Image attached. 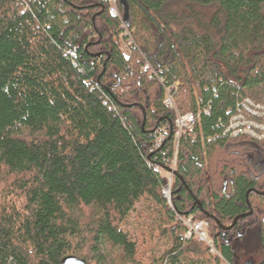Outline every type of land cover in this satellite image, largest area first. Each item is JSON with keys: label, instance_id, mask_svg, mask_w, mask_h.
<instances>
[{"label": "trees", "instance_id": "trees-1", "mask_svg": "<svg viewBox=\"0 0 264 264\" xmlns=\"http://www.w3.org/2000/svg\"><path fill=\"white\" fill-rule=\"evenodd\" d=\"M119 9L166 87L184 82L178 111L209 110L205 148L199 129L182 136L169 204L161 171L176 112L141 54H124L106 2L0 0V264H221L186 238L189 217L240 264L235 245L249 230L252 250L264 251V142L223 133L240 99L264 105V0H119ZM135 212L154 215L160 238L171 233L162 253L154 228L143 240L125 228ZM249 212L230 233L220 227Z\"/></svg>", "mask_w": 264, "mask_h": 264}, {"label": "built area", "instance_id": "built-area-1", "mask_svg": "<svg viewBox=\"0 0 264 264\" xmlns=\"http://www.w3.org/2000/svg\"><path fill=\"white\" fill-rule=\"evenodd\" d=\"M108 5L109 13L112 17L118 19L121 23V27L124 29L122 34L123 52L125 55L130 56L134 53H140L144 60L143 71L146 73L150 81L158 82L165 91V104L176 112V134L174 144V156L167 162V168L162 169L165 172L168 184L163 189V197L171 204L172 198V186L174 179L176 178L175 173L177 170V153L179 143L183 135H189L196 139L197 129L203 145L205 148V137L202 131V118L203 115L209 113L208 109H201L197 113L189 112L186 114L180 113L173 100V91H178L183 85L181 81H177L172 87H166L165 78L163 72L153 67L150 61L142 54L134 38L131 36L127 26L124 22L123 16L119 9V0H104ZM97 37V36H96ZM75 57V54H72ZM100 65V61L98 62ZM169 127H161L158 129L157 137L154 141V148H159L167 135L169 134ZM240 136H248L257 141L264 142V105L254 102L250 98L240 99L235 107L234 112L230 115L226 128L224 129L223 137L236 138ZM184 224L187 226L188 231L186 238L195 239L198 242L208 247L213 257L219 258L221 264H230L223 258L221 253L216 248L215 241L209 234V226L206 221L194 222L192 217L183 219Z\"/></svg>", "mask_w": 264, "mask_h": 264}, {"label": "rangeland", "instance_id": "rangeland-1", "mask_svg": "<svg viewBox=\"0 0 264 264\" xmlns=\"http://www.w3.org/2000/svg\"><path fill=\"white\" fill-rule=\"evenodd\" d=\"M202 16L205 17L206 20H209L210 17L213 15V13L215 12L213 9L211 8H207V9H202ZM183 85L179 88L181 90H185L186 86L184 84V82L182 81ZM161 173L165 176V172L161 171ZM4 202V201H3ZM160 223L159 221L155 220L154 215L151 214H147L144 217L141 215L140 217L137 216V212L132 214V219L131 222H127L125 225V228L129 231H133L135 237H139L140 240H143V237L145 238H149L150 237V233L151 230L154 228L155 230V235L153 237V241L155 243L157 252L162 253L165 246L166 245H170L171 244V233H168V238H163V237H159V227ZM162 228L164 226H161ZM174 226H168V230L171 229ZM158 231V234H157ZM144 233V234H143ZM156 252V253H157ZM262 258V256H256L255 259L256 260H260ZM242 262H247L250 263L252 262V264H254L255 262L251 260L250 257H244ZM214 264V263H213Z\"/></svg>", "mask_w": 264, "mask_h": 264}, {"label": "flooded vegetation", "instance_id": "flooded-vegetation-1", "mask_svg": "<svg viewBox=\"0 0 264 264\" xmlns=\"http://www.w3.org/2000/svg\"><path fill=\"white\" fill-rule=\"evenodd\" d=\"M252 192H254V191H250L249 193H252ZM249 193L247 195V198L249 196ZM257 194L260 195V193H257ZM252 213L253 212H249L248 213L249 216H251ZM249 216H247V217H249ZM242 219H244V218H242ZM233 223H234V221H233ZM233 223L231 225H227V226L220 225V227L223 226L224 228H222V227L221 228L228 233L229 231H231L232 229H234L236 227L237 224L235 226H232ZM208 226H209V224H208ZM256 235H257V229H251L246 233L245 239L241 242H238V244L235 245L236 246V254H235L236 259L238 260V262L240 264H252V262H250V263L242 262L243 258L247 257V256L250 257L251 260L255 262L254 264H260L264 260V251H261V250L254 251V250H252L253 248L249 244V243H251V241L252 242L254 241ZM245 244H247V245H245ZM256 256H262V258L260 260H256L255 259Z\"/></svg>", "mask_w": 264, "mask_h": 264}, {"label": "water", "instance_id": "water-1", "mask_svg": "<svg viewBox=\"0 0 264 264\" xmlns=\"http://www.w3.org/2000/svg\"><path fill=\"white\" fill-rule=\"evenodd\" d=\"M121 1L123 2V0H121ZM127 13H128V10L125 11V20L127 19ZM171 128H172V124H171ZM175 176H177L176 173H175ZM260 195L264 196V193H260ZM247 216H249V214L237 217L234 220V223L232 226H235L240 219L245 218ZM221 227L224 228L223 226H221ZM62 264H86V262L84 260H80V259L75 258V257H68V258L63 260Z\"/></svg>", "mask_w": 264, "mask_h": 264}]
</instances>
